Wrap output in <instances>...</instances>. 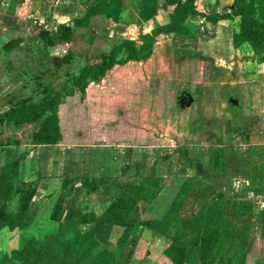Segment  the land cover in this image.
<instances>
[{"label":"rangeland","instance_id":"obj_1","mask_svg":"<svg viewBox=\"0 0 264 264\" xmlns=\"http://www.w3.org/2000/svg\"><path fill=\"white\" fill-rule=\"evenodd\" d=\"M88 1L0 0V114L11 100L33 94L40 85L33 84L31 78L39 73L56 82L67 71L76 72L85 56L107 52L116 41L125 39L141 46L147 21H141L134 3L126 0L119 20L96 14L90 15L84 26L73 27L74 20L84 16ZM197 2L199 8L211 4L207 7L210 14L229 13L233 5V0ZM189 23L193 28L189 26L187 34L172 36L169 41L159 39L147 60L115 67L84 94L68 96L59 109L60 144L33 150L30 125L16 133L1 131L0 165L17 160L19 179H39V185L31 227L2 232L0 248L16 246L21 236L62 227L71 210L85 200L79 187L85 177H118V187H122L128 178L151 175L162 181L160 197L152 206L136 208L131 222L160 218L181 184L190 179L196 188L184 200L182 215L195 213L203 198H227L233 228L248 236L246 264H262L264 184L252 182L249 175L256 153L264 168V60H243L236 55L232 32L237 19L209 23L193 18ZM60 25L73 28L72 40L46 47L38 39L39 29L54 32ZM17 38L20 47L4 55L2 45ZM68 53L73 59L66 65L61 59ZM77 55H82V61ZM6 61H11V71ZM216 149L223 156L218 170L213 168ZM136 155H141L144 166L135 163ZM201 173L210 180H204ZM41 179L46 182L40 184ZM202 189L208 194L196 196ZM110 199L100 196L96 200L102 204ZM56 201L62 209L58 222H52L49 216ZM97 203L95 209H99ZM120 232L94 227L96 239L108 248L114 247ZM153 236L151 239L149 231L138 229L118 253V260L123 264H160L158 257L167 241ZM230 255L231 251H226L217 264H225ZM184 264H198L196 255Z\"/></svg>","mask_w":264,"mask_h":264},{"label":"trees","instance_id":"obj_2","mask_svg":"<svg viewBox=\"0 0 264 264\" xmlns=\"http://www.w3.org/2000/svg\"><path fill=\"white\" fill-rule=\"evenodd\" d=\"M123 1L89 0L84 16L74 20L73 27L84 26L90 15L96 14L119 20L125 9ZM126 1L134 3L141 21L154 18L160 5H163L167 23L155 25L150 34L143 35L139 47L133 41L122 39L112 43L106 53L95 57L85 56L82 61V55H77L82 63L76 72L67 71L63 77L57 78L59 81L44 79V72L33 76V84L40 86L34 89L32 95L10 101L8 109L0 114V133L2 130L16 133L30 125L29 143L32 147L47 148L60 144L63 136L59 109L68 96L84 94L88 86L101 83L115 67L147 60L158 39L169 41L172 36L187 34L190 31L188 27L193 28L189 23L193 18L209 23L237 19V27L232 32L236 55L243 60H264V0H233L231 12L225 14H210L205 7H198L197 0ZM37 36L46 47L68 44L72 40L73 28L60 25L54 32L40 28ZM20 44L21 39H11L2 45L1 50L8 56ZM72 59V54L68 53L61 62L69 65ZM6 66L11 71V61H6ZM14 144L18 145L19 142L14 141ZM250 155L247 161L251 164L253 160ZM258 156L256 153L249 176L252 182L263 185L264 168L258 162ZM222 159L220 150L216 149L213 160L215 170L222 166ZM254 169L255 175L252 174ZM200 176L210 180L206 173ZM119 180L118 177H85L79 183L85 200L71 210L66 223L47 231L39 230L36 236H21L16 246L0 248V264H123L117 258L118 253L138 229H145L151 235L167 241L158 257L160 264H184L193 253L198 264H217L226 251H231V255L226 258L225 264H246L248 236L233 228L226 208L227 198L219 195L215 199L203 198L195 213L184 216V200L196 188L187 179L160 218L150 217L131 222L130 216L136 208L152 206L157 202L163 189L162 181L151 175L136 176L128 178L122 187H118ZM38 185L39 179H19L17 160L0 165V234L31 227L36 213L33 205ZM206 190L196 191L195 194L204 196L208 194ZM100 196H110L111 199L100 204L96 200ZM96 203L99 209L94 208ZM61 209L62 204L56 201L49 216L52 222H58ZM97 225L121 229L114 247H105L96 239L94 227ZM260 238L263 242L264 264V218L261 221ZM237 241L240 243L235 246Z\"/></svg>","mask_w":264,"mask_h":264},{"label":"crops","instance_id":"obj_3","mask_svg":"<svg viewBox=\"0 0 264 264\" xmlns=\"http://www.w3.org/2000/svg\"><path fill=\"white\" fill-rule=\"evenodd\" d=\"M202 7H205V9L206 10H208L207 9V7H212L211 6V4H202ZM159 8H161L162 10H160L158 13L159 14H157L154 18H152L151 20H149V21H147V22H145L146 23V25L143 27V31L147 34V33H149L154 27H155V25H157V24H164V23H167V21H168V18H167V16H166V12H164V10H165V8H164V6H162V5H160V7ZM229 12V11H228ZM165 13V14H164ZM164 14V15H163ZM143 24V23H142ZM160 40H162V39H160ZM159 41V39L157 40V42ZM104 53H106V52H104ZM37 148L38 147H34V149L33 150H37ZM185 150V149H184ZM184 152V151H183ZM186 155V154H185ZM121 157V156H120ZM141 155H136L135 156V160H137L135 163H138V165H140L141 167L142 166H144V164L141 162ZM41 158H43V156L41 157ZM131 158V157H130ZM140 163V164H139ZM135 167H136V165H135ZM138 167V166H137ZM139 168V167H138ZM41 183L40 184H42V182H46V179H41V181H40ZM97 226H103V225H97ZM104 227H107V228H112V227H109V226H104ZM154 236L153 235H151V239H154L153 238ZM158 237V236H157Z\"/></svg>","mask_w":264,"mask_h":264}]
</instances>
